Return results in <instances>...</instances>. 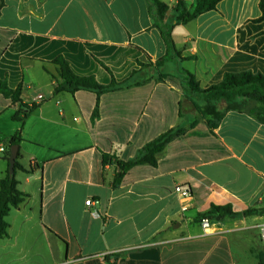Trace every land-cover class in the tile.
Segmentation results:
<instances>
[{
  "label": "crops",
  "instance_id": "0c3cea01",
  "mask_svg": "<svg viewBox=\"0 0 264 264\" xmlns=\"http://www.w3.org/2000/svg\"><path fill=\"white\" fill-rule=\"evenodd\" d=\"M159 1L163 21L151 0H0V79L36 106L21 124L20 107L0 94V145L20 139L16 180L27 195L7 217L0 264H259L264 216L241 214L264 209L262 104L237 98L241 110L211 130L184 85L186 72L203 90L226 73L264 75L261 0H224L187 24L178 0ZM58 57L107 86L105 65L120 86L100 98L55 94ZM177 127L187 132L156 167L137 166L114 186L116 161ZM7 171L0 154V181ZM186 184L194 198L182 213L174 191ZM214 208L234 216L203 234L199 216Z\"/></svg>",
  "mask_w": 264,
  "mask_h": 264
},
{
  "label": "trees",
  "instance_id": "16d2710c",
  "mask_svg": "<svg viewBox=\"0 0 264 264\" xmlns=\"http://www.w3.org/2000/svg\"><path fill=\"white\" fill-rule=\"evenodd\" d=\"M224 0H195L194 5L190 12H187L185 0H178L177 9L182 10L178 19L179 23L187 24L199 16L215 11L217 6ZM154 8L157 10L158 18L163 21L166 17L169 7L159 0H151ZM261 16L254 20L255 23L264 22V0L260 2ZM167 31L172 30L171 27H165ZM164 28H161L165 41L169 47H173L171 34L166 32ZM53 64L57 67L60 81L54 88V93H68L74 95L79 91H89L100 96L114 92L119 88V83L116 82L112 72L105 65V69L111 74L112 82L110 85H101L95 76H78L76 75L69 63L64 57H58L53 61ZM185 91L188 94L197 96L200 98L204 105L202 108H198L202 116L207 119V125L211 130L218 127L224 112L227 111H239L241 105L236 103L237 98H244L250 101H256L262 104V107L258 110L257 118L259 122L264 124V75L254 74L250 71L242 73H226L221 83L214 85L206 90L201 89L199 83L195 77L186 72L185 73ZM0 94L4 97L11 99L13 105H17L20 109L15 113L13 119L21 124L31 115L36 109V106L28 107L23 105L21 101L22 88L19 86L16 89H12L6 80L0 79ZM98 104L93 113V118L98 114ZM224 108L221 109V107ZM194 123L191 127H194ZM187 132V129L183 127H177L171 129L152 142L146 144L137 154V156L128 161H116L115 166L117 172L115 175L114 186L118 187L122 182L125 175L133 168L137 166L148 165L156 167L159 157L164 153L167 146L175 139L183 136ZM20 139L13 137L9 140L4 159L8 164L10 150L13 146L18 145ZM19 157V155H18ZM20 168L18 161L15 164V173L11 175L9 169L4 179L0 181V239L8 236L9 224L7 217L13 209H18L21 204L26 200L27 195L21 192L18 188V181L16 180V170ZM253 214H259L264 216V209L261 210H248L242 213V216H251ZM233 215L230 208H214L211 212L199 216L201 222L204 218H209L212 223L222 222L226 217ZM234 216V215H233ZM259 264H264V253L258 255Z\"/></svg>",
  "mask_w": 264,
  "mask_h": 264
},
{
  "label": "built area",
  "instance_id": "2783aa9c",
  "mask_svg": "<svg viewBox=\"0 0 264 264\" xmlns=\"http://www.w3.org/2000/svg\"><path fill=\"white\" fill-rule=\"evenodd\" d=\"M40 101H43L44 98L42 96L39 97ZM6 148L2 145H0V154H5ZM174 194L176 198L179 200V203L181 205V212L186 213L190 209L191 202L193 201L194 195H193V187L191 185H179L175 188ZM93 204L92 201H87L86 205L91 206ZM96 214V213H95ZM200 226L202 228L203 234H208L209 230L212 229V222L209 218H204L200 222ZM261 232V240L264 244V224L260 227Z\"/></svg>",
  "mask_w": 264,
  "mask_h": 264
},
{
  "label": "water",
  "instance_id": "95a60500",
  "mask_svg": "<svg viewBox=\"0 0 264 264\" xmlns=\"http://www.w3.org/2000/svg\"><path fill=\"white\" fill-rule=\"evenodd\" d=\"M18 152H19V146L15 145L10 150V158H9V173L11 175H14L15 173V164L18 159Z\"/></svg>",
  "mask_w": 264,
  "mask_h": 264
},
{
  "label": "rangeland",
  "instance_id": "374dc122",
  "mask_svg": "<svg viewBox=\"0 0 264 264\" xmlns=\"http://www.w3.org/2000/svg\"><path fill=\"white\" fill-rule=\"evenodd\" d=\"M222 108H224V106H222L221 109H222ZM24 164H26L27 166H29V164H30V160H29V159H26V160L24 161Z\"/></svg>",
  "mask_w": 264,
  "mask_h": 264
}]
</instances>
